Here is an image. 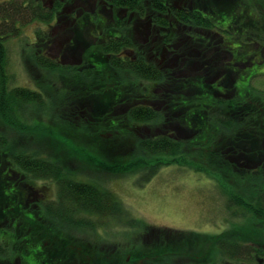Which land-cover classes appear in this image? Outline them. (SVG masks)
I'll return each mask as SVG.
<instances>
[{
	"label": "trees",
	"instance_id": "16d2710c",
	"mask_svg": "<svg viewBox=\"0 0 264 264\" xmlns=\"http://www.w3.org/2000/svg\"><path fill=\"white\" fill-rule=\"evenodd\" d=\"M65 1L75 3L76 0ZM171 1L98 0V12L92 10L88 16L87 12L80 10L81 15H71L73 21L87 15L81 25L75 21L77 29H90L96 33L104 29L114 31L116 36L98 39L100 46L96 54H93L103 63L100 69L105 72L114 71L111 76L113 81L110 82L106 77L101 79L102 83L100 80L89 81L92 73L88 70L84 73L88 90L78 88L76 92H70L68 88L55 86L52 80L46 85H39L40 91L10 87L7 81L8 41L19 37L22 28L32 23L52 26L67 10L63 7L64 0H56L50 5L42 0H0V258L15 261L20 257L22 264H102L101 255L92 253L89 261H70L71 257L76 258L77 252L74 247H69L70 244L75 246L81 244V241L61 231L51 230V226H48L51 225L50 220L64 224L61 228L63 230L83 226L79 220L83 215L122 223L127 222L129 217L123 205L109 191L80 181L62 168L60 161L30 151L29 140L37 142L39 139V135H34L29 128L31 123L37 129L56 131L53 138L49 134V139L66 151L65 160L74 156L71 153V140L81 137L86 126L92 128L91 125H94L98 128V144L95 139L92 143L96 145V152L109 160L111 157L106 154V144L101 143V138H112L115 135L121 143L132 144L135 149L132 158L135 166H129L127 161L116 163L115 166L125 169L124 175L141 174L142 183L150 181L162 167L169 165L187 166L193 172L204 173L218 183L221 194L226 198L227 208L233 213L237 211L242 215H250L251 224L264 233V91L251 85L252 80L259 75L251 77L248 86L251 88L242 97H239L236 87L244 69L264 70V20L257 18V23L254 21L257 29L249 28L246 23L252 21L250 19H254V15H247L249 9L253 12L247 2L237 4L235 1L231 3L223 0L215 7L190 0L194 4L187 2L176 7ZM120 11L126 13L119 14ZM131 16L133 19L129 20ZM119 17H124V21ZM224 18L229 21L226 20L227 26L221 30L219 28ZM140 22L148 23L159 32L169 31L171 35L160 32L159 46L144 48L138 39L136 24ZM176 27L180 29L175 31ZM189 27L199 30L205 37L182 31ZM93 32L90 36L95 39ZM206 36H211L207 38L220 51L230 54V59L223 61L225 72L222 76L218 71L221 68L219 63L222 62L212 56L205 59V55H202L198 59L199 69L205 71L206 76L198 78L197 82L187 83H182L184 79L161 64L159 57L151 58L152 50L178 54L183 47L193 50L192 53L188 50V54L195 57L199 53L197 48L203 45ZM43 39L48 41V37ZM228 45L236 49L232 50ZM35 47L39 49L36 54V50L33 52L34 64L45 75L51 77L62 70L68 72V66L61 65L51 55V48L44 51L43 45L39 43ZM105 59L107 62L104 64ZM91 63L97 65L92 60ZM229 73L235 77L230 86H226L224 82ZM217 75L218 78H215ZM260 76H264V73ZM104 87L112 92L108 100L94 96L104 95ZM68 96L76 98L78 103ZM90 96L96 97L95 102H101L102 108L99 104L87 105L86 100ZM70 103L81 113L80 117L77 116L78 120L70 116L64 118L62 114L61 117L56 115L62 110L64 115H72L74 110ZM121 108L127 109L126 112L120 114ZM47 120H50L48 126L44 123ZM186 130L191 133L190 137L185 135ZM57 131L63 132V139L56 137ZM24 142L26 147H17ZM237 156L246 158V167L240 166ZM77 159L83 160L84 155ZM107 166L105 169L114 165ZM133 170L136 171L131 173ZM38 181L53 182L57 186L55 202L52 198L45 199L43 189H35ZM25 220L27 229L24 227ZM45 221L48 225H45ZM37 222L42 229H36ZM5 230L10 233L7 234ZM232 230L233 227L215 238L205 239L212 243V255L220 254L223 261L220 264H264V243H253L248 236ZM232 232L233 235L236 233L237 238L228 236ZM140 235L134 239V243L139 241V244L133 246L132 243L129 246L130 255L145 259L144 264H166L165 259L169 255L164 257V251H147ZM101 239L99 244L92 242L87 245L104 252L106 258V247L100 244H105L107 240ZM199 239L196 236L193 240ZM15 243H18L17 250ZM37 243L39 246L36 248ZM64 244L66 248L61 249ZM53 245L57 250L49 253L47 250ZM120 248L122 251L127 250L119 247V253L116 252L119 257L122 253ZM115 261L117 264L121 262L119 258ZM213 262L212 258L206 260L207 264H215Z\"/></svg>",
	"mask_w": 264,
	"mask_h": 264
},
{
	"label": "rangeland",
	"instance_id": "374dc122",
	"mask_svg": "<svg viewBox=\"0 0 264 264\" xmlns=\"http://www.w3.org/2000/svg\"><path fill=\"white\" fill-rule=\"evenodd\" d=\"M42 1L46 5H50L56 0ZM198 1L206 6L211 5L215 7H218L217 5L223 2V0ZM226 1H230L231 3L232 1H235L237 4L247 2L248 5H250L248 7H250L253 12H250L251 10L249 9L250 14L248 12L247 15H252L253 13L254 19H250L252 21L246 23L249 28L252 27L257 29L255 27L257 18H262L264 20V0ZM187 2L188 4H194V1L191 2L190 0H173L170 3L178 7ZM226 4L230 5V3ZM98 5V0H76L75 3L69 1L66 2L64 0L63 7L65 6L67 10L60 16L59 23H52V26H50L36 22L22 28V34L19 37L9 40L6 45L8 51V85L10 87H25L40 91V88L38 87L39 85H46L48 81L52 80L55 86L68 88L70 92H76L78 88H85L88 90L87 82L85 81L86 74H84L88 70L92 73V77L89 81L96 82L100 80V83H102L101 79L106 77V79L112 82L113 79L111 76L114 71L105 72L103 69H100L103 63L99 57L96 58L93 54H96L95 51L98 50L100 46V41L98 39L102 40L103 38H109V36H116V34L114 35L115 32L100 29L96 33L92 30L90 31V29L89 31H87V29H77L78 26L75 24V21L78 25H81L83 21L87 19L86 14L76 18L75 21L70 18L71 15L76 17L81 15V13H79L80 10L87 12L88 16H90L92 10L98 12ZM228 13L231 14L230 12ZM223 20L224 22L221 23V28H219L221 30L227 26L229 21L227 18H224ZM100 21L102 22V19H100ZM254 21L256 23H254ZM136 25L137 30L139 31L138 39L144 48H155V46H159V39H161L159 37L160 32H163L164 35H171L169 34L171 33L169 31L168 33L161 30L160 32L157 31L148 23L144 24V22H140ZM192 28L193 27L184 28L182 31H186L189 34L194 32V35L205 37L199 30H194ZM179 29L180 28L176 27L175 31ZM91 32L94 33L95 39L91 38ZM223 35L227 36L224 33ZM46 37H48V41L43 39ZM207 37L211 36H206L203 45L197 48L199 53L195 57L188 54L189 52L192 53L193 50H190L188 47V52L187 48L183 47L184 50L181 49V52L178 54H164L163 52L152 50L150 52L152 54L151 58L152 56L153 58L159 57L161 64H165V67L171 70L170 72H174L181 79H184L182 83H187L191 81L197 82L198 78L206 76L205 71L199 69L198 59L202 57V55H205V59H209L210 56H212V58H219L222 62L219 63L221 68L217 67L220 72L219 75L222 76L225 72L223 61L229 60L230 54L222 50L220 51V48L212 41H209V38ZM180 40L183 39L181 38ZM176 41L182 42L178 40ZM36 42L39 43V45H43L44 51L45 49L48 50V47L51 48L49 50L51 55L59 60L61 65L68 66V72L65 70H62L61 72L58 71L59 73L57 72V74L51 77L45 75L42 70L34 64L35 55H33V52L36 50L34 52V54H36L37 50L41 48V46H39V48L35 47L37 44ZM229 48L232 50L236 49L235 46H229ZM182 53L185 54L183 56H177ZM91 60L97 65L92 64ZM106 62L107 59L104 60V64ZM242 72L243 76L240 77L236 85L239 97H242L245 92L248 93L251 88H248L250 79L255 75L259 76H256V78L252 80L251 85L257 90L264 91V76H260L264 73V70L253 68L244 69ZM227 77L228 79L224 84L230 86V83L233 82L235 76L229 73ZM215 78H218V75ZM118 79L120 80V78H117V80ZM104 89V95L94 94V96L107 99L108 96L112 95L110 90H107L106 87H104ZM68 97L76 101V98L71 96ZM118 97L120 99V94H118ZM95 101L96 97L90 96L86 100V104H99L100 108H102V103ZM70 105L74 110L72 115H70L71 113L69 115H64L63 110L60 113H56V115L61 117L60 114H62V117L64 118L70 116L74 117L73 119L78 120L77 116L80 117L81 113L77 112L72 103H70ZM93 107L97 109L96 106ZM126 110L127 109L123 110L121 108L120 114H123ZM45 113L46 112H44V114ZM49 122L50 120L44 121L46 126L50 124ZM91 126L92 128H87V126L84 128V133H81V137H76L71 140V143L73 144V146L71 145L73 148L71 153H74V156L69 160L68 158L67 160L64 159L66 151L61 148V145H58L53 139V142L51 143L49 139V134H51L50 138H53L55 137L56 131L50 132L48 129H37L33 127V123L29 126L34 132V135H39L37 142L34 140V143L31 139L29 140L28 147L30 151L39 153L50 160L60 161L62 168L76 176L80 181L91 183L103 190L109 191L119 200L129 215V217H127V222L124 221L123 223L121 221H113L99 216L88 217V215H83L82 218H79L81 223H83V226H80V228L73 226L69 229L65 228L63 230H61V228L64 227V224H57V221L52 219L50 220L51 225H48L45 221V225L51 226V230L56 232L61 231L68 237H73L74 240L81 241V244H76L75 246L70 244L69 247H74L78 252H75L76 258L70 256V261L78 262L83 259V261H89L91 259L90 254L92 253L101 255L100 261L102 264H117L115 260L118 258L121 261L118 264H144V262H146L145 259H138L130 255V251H128V248L132 243L134 244L133 246L139 244V241L134 243V239H136L139 234L144 235H140V238L143 247L145 246L147 251L154 250L156 253L164 251V257L169 255V258L165 259L166 264H199L202 262L207 264L206 260H210L211 258L214 260L215 264H220L223 262L220 254L216 253V255L213 256V251L210 248L212 243L205 239L215 238L222 232L227 231L230 228L232 229V227L233 230H236V233H242L251 238L253 243H264V233L255 229L251 224L252 220L250 215H242L241 213H236L237 211H234L233 213L232 210L227 208L226 198L221 194V189L215 180L204 173L193 172V170L187 166L179 167V165H169L162 167L150 181L142 183L141 174L134 173L124 175L123 171H125V169H120L119 165L115 166L117 165L116 163L123 161L129 162V166L134 165L132 158L135 149L132 147L133 145H129L128 142L125 144L121 143V140H117L115 135L112 138H101V143L106 144L104 145L106 154L111 157L109 160L103 157L104 155L102 156V154L96 152L97 148L94 146H96L99 141L97 136L98 128L94 125ZM88 129L92 130L89 131ZM185 132L186 136H191L189 131L186 130ZM62 133L63 132H58V136L56 137L63 139L64 135ZM66 133L70 134L68 131ZM94 139L96 145L92 143ZM8 140L11 141L10 135H8ZM39 142L40 144H38ZM224 143L228 144V141L224 140ZM19 145L20 146L17 147L21 149L26 147L25 142L23 144L19 143ZM82 155H84L83 160L77 159ZM117 157H121L122 159H116ZM236 160L241 167H246L245 164L247 160L245 157L237 156ZM108 164L114 166L105 169V167H108ZM135 171L136 170H133L131 173ZM37 188L43 189L45 192V199L52 198L53 202L56 201L57 186H55L53 182L38 181L35 186V189ZM41 213L42 211H40V214ZM25 217L28 216L25 215ZM76 221L78 222V218ZM1 223L0 215V225ZM24 227L27 229L26 220ZM34 229L35 227L33 230ZM36 229H42L38 222ZM161 230H164L165 232ZM5 232L7 234L10 233L6 230ZM235 235H233L232 232L229 233L228 236L237 238ZM193 236L200 237V239L195 241L193 240L195 238ZM100 237H102L101 241H103V238L107 240L105 244H100V246L106 247V258H104V252H100L96 248H89L88 246L89 244L91 245L92 242H94V244L101 243ZM8 240L13 242L10 238H8ZM144 240L145 242L143 243ZM14 246L17 250L18 243H15ZM37 246H39L38 243L36 248ZM66 246V244L62 245L61 249L66 248ZM121 246L127 250H124V252L120 248L119 250L122 253L121 257H119L117 256L119 253L118 248ZM83 247L85 248L83 249ZM55 249L57 250L56 246L53 245L49 250H46L49 252ZM16 250L14 251L16 252ZM140 250H143V248H140ZM159 255L160 254H158V257ZM19 258L15 259V261L11 258H0V264H22L21 258ZM29 258L31 259L32 256H29Z\"/></svg>",
	"mask_w": 264,
	"mask_h": 264
},
{
	"label": "flooded vegetation",
	"instance_id": "af4514ba",
	"mask_svg": "<svg viewBox=\"0 0 264 264\" xmlns=\"http://www.w3.org/2000/svg\"><path fill=\"white\" fill-rule=\"evenodd\" d=\"M121 13H122V14H125L126 12L120 11L119 14H121ZM117 16H118V15H117ZM119 18L122 19V18H124V17H119ZM117 19H118V18H117ZM132 19H133V18H132V16H131V17L129 18V20H132ZM118 20H119V19H118ZM59 21H60V19L56 20V21H55V24L59 23ZM122 21H124V20L122 19ZM130 23H131V22H130Z\"/></svg>",
	"mask_w": 264,
	"mask_h": 264
}]
</instances>
